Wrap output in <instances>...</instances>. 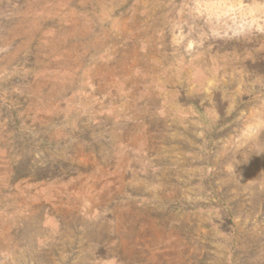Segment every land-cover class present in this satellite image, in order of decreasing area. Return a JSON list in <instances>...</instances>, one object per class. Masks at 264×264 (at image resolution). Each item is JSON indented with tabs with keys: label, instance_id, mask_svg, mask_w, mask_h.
I'll list each match as a JSON object with an SVG mask.
<instances>
[{
	"label": "rangeland",
	"instance_id": "obj_1",
	"mask_svg": "<svg viewBox=\"0 0 264 264\" xmlns=\"http://www.w3.org/2000/svg\"><path fill=\"white\" fill-rule=\"evenodd\" d=\"M0 264H264V0H0Z\"/></svg>",
	"mask_w": 264,
	"mask_h": 264
}]
</instances>
